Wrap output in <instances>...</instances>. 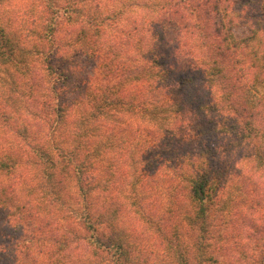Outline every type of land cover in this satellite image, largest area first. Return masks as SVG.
I'll use <instances>...</instances> for the list:
<instances>
[{"label": "trees", "instance_id": "trees-1", "mask_svg": "<svg viewBox=\"0 0 264 264\" xmlns=\"http://www.w3.org/2000/svg\"><path fill=\"white\" fill-rule=\"evenodd\" d=\"M13 3L0 0V264H264V0ZM67 26L113 81L70 70ZM26 84L31 108L50 98L43 132L14 122Z\"/></svg>", "mask_w": 264, "mask_h": 264}, {"label": "rangeland", "instance_id": "rangeland-1", "mask_svg": "<svg viewBox=\"0 0 264 264\" xmlns=\"http://www.w3.org/2000/svg\"><path fill=\"white\" fill-rule=\"evenodd\" d=\"M13 1H14V3H19L20 7H21L19 11H23V9L30 7L31 6L30 4L34 0H13ZM35 7L37 9V14H38V11H39L38 0H37V5ZM155 9H158V8H155ZM57 33H58L57 34L58 42L63 45L62 53L67 55L66 56L67 58L64 57V60H66L65 63H68L70 70L72 69L77 76H79V77L89 76L92 79H95L97 81H101L103 83H105L107 81L109 82V81L114 80L112 77L108 78L106 80V78L99 76V74L97 73V70H96V65L98 63V59H86L85 55H82L80 52H78L79 50H78L77 46H74V45L72 46V45L66 44L67 43L66 40H68L70 37V35H69L70 32H69L68 26H67V28L64 27V30L57 32ZM249 33H250V31H249L248 27L243 26V25H238V26H235L232 28V34L236 38L245 37V36L249 35ZM71 34H73V33H71ZM165 59H167V57H165ZM5 73H6V71H5ZM15 86L18 88L17 85H15ZM29 88L30 87L28 86V84H26L23 87V89L18 88L17 89L18 92H16L17 93L16 96H14V98L10 99V103H12V107H13L12 110H13V114H14L13 115L14 122H17V120H19V123H23V121H28V122H30V124L32 125L33 128L41 129V131L43 132L48 127L46 122L42 120L43 119L42 117L47 116V114L44 115V111H45L44 105H47L48 103H50V101H49L50 98L49 99H46V97L43 98V101L45 100L43 106L38 108V106H36L35 103H33L34 107L31 108V106H32L31 102H33V101L29 100V97L27 96V95L31 96ZM257 89L261 94L264 95V82L261 83ZM40 115H42V116H40ZM260 125H263V123H260ZM245 163H247V162H243V160L238 161L237 165H236L237 166L236 169L237 170H245V167H244ZM247 164H248V167L250 170V166L252 165V163H247ZM246 171H247V169H246ZM250 172L251 171H249V173ZM258 173H262L263 179H264V170L258 171L255 175L257 176ZM243 206H246V205H243ZM243 206H240V207H243ZM0 224H1L0 230H2V228H5L3 226L4 224H2L1 220H0ZM127 228H129V227L127 226ZM52 230H53L54 234L59 233V229H57L55 227ZM33 232L34 231L31 228H26L19 235H20V238H23V237L28 236L29 234H31ZM43 234H45V232ZM124 237H126V236H124ZM144 238L147 240L146 236ZM137 241H138L137 242L138 243V249L143 253V258L147 262H149L151 260H158L159 259L155 247H153V249H152L148 243L142 244L141 241H139V240H137ZM145 245H146V248L144 247Z\"/></svg>", "mask_w": 264, "mask_h": 264}]
</instances>
